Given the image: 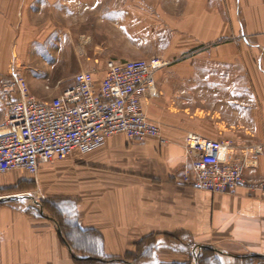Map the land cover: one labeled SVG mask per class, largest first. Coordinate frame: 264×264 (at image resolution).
I'll return each mask as SVG.
<instances>
[{
	"label": "crops",
	"instance_id": "crops-1",
	"mask_svg": "<svg viewBox=\"0 0 264 264\" xmlns=\"http://www.w3.org/2000/svg\"><path fill=\"white\" fill-rule=\"evenodd\" d=\"M131 1L166 25L159 48L137 53L168 63L142 101L166 143L116 135L36 175L1 176L0 190L34 199L0 204V264H264V187L212 194L183 183L190 134L231 142L228 160L264 183V0ZM7 50L0 13V71Z\"/></svg>",
	"mask_w": 264,
	"mask_h": 264
},
{
	"label": "built area",
	"instance_id": "built-area-1",
	"mask_svg": "<svg viewBox=\"0 0 264 264\" xmlns=\"http://www.w3.org/2000/svg\"><path fill=\"white\" fill-rule=\"evenodd\" d=\"M167 64L159 56L109 59L100 71L78 72L73 86L50 100L30 95L18 73L0 83V93L8 96L0 126V177L15 171L36 175L41 165L75 152H93L116 135L165 144L160 126L147 118L142 101L156 96V74ZM230 149L231 142L188 135L183 183L212 194H233L241 187L263 188L264 183L245 181V163L228 160Z\"/></svg>",
	"mask_w": 264,
	"mask_h": 264
},
{
	"label": "rangeland",
	"instance_id": "rangeland-1",
	"mask_svg": "<svg viewBox=\"0 0 264 264\" xmlns=\"http://www.w3.org/2000/svg\"><path fill=\"white\" fill-rule=\"evenodd\" d=\"M46 1L0 0V13L8 23L7 66L0 71V83L18 73L25 79L29 94L39 100H50L71 88L74 76L82 70L100 71L109 59H147L150 56L137 53L154 51L161 45L166 25L148 22L157 9L130 8L131 0ZM7 97L0 93V126L5 121ZM21 188L0 190V196L33 197L21 194ZM8 203L33 205L23 197Z\"/></svg>",
	"mask_w": 264,
	"mask_h": 264
},
{
	"label": "trees",
	"instance_id": "trees-1",
	"mask_svg": "<svg viewBox=\"0 0 264 264\" xmlns=\"http://www.w3.org/2000/svg\"><path fill=\"white\" fill-rule=\"evenodd\" d=\"M46 209H48V208H46ZM52 210V212L54 213V209H51ZM69 223V222H68ZM66 224V225H68V226H70L69 224ZM128 264L127 262H125V261H121V260H109V261H102V262H98V261H76L75 260V263L76 264Z\"/></svg>",
	"mask_w": 264,
	"mask_h": 264
},
{
	"label": "water",
	"instance_id": "water-1",
	"mask_svg": "<svg viewBox=\"0 0 264 264\" xmlns=\"http://www.w3.org/2000/svg\"><path fill=\"white\" fill-rule=\"evenodd\" d=\"M16 197H23V198H25V199H28V200L33 201V198L30 197V196H28V195H18V196H15V197H5V198H1V199H0V204H1V203H8L9 201H13V200H15ZM35 203H36V202H35ZM36 205L39 206L38 203H36ZM39 207H40V206H39ZM40 214H43V211H42L41 208H40ZM65 244H66V243H65ZM66 246H67V248H69V246H68L67 244H66Z\"/></svg>",
	"mask_w": 264,
	"mask_h": 264
}]
</instances>
